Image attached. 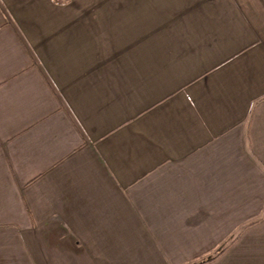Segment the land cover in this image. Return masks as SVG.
Returning <instances> with one entry per match:
<instances>
[{
    "label": "crops",
    "instance_id": "1",
    "mask_svg": "<svg viewBox=\"0 0 264 264\" xmlns=\"http://www.w3.org/2000/svg\"><path fill=\"white\" fill-rule=\"evenodd\" d=\"M259 24L0 0V264H264Z\"/></svg>",
    "mask_w": 264,
    "mask_h": 264
},
{
    "label": "rangeland",
    "instance_id": "2",
    "mask_svg": "<svg viewBox=\"0 0 264 264\" xmlns=\"http://www.w3.org/2000/svg\"><path fill=\"white\" fill-rule=\"evenodd\" d=\"M242 5L245 13L251 17L252 21L258 22L259 25L264 23V0H238Z\"/></svg>",
    "mask_w": 264,
    "mask_h": 264
}]
</instances>
